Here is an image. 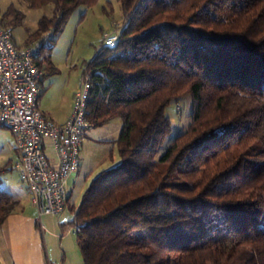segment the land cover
Segmentation results:
<instances>
[{
	"label": "trees",
	"instance_id": "16d2710c",
	"mask_svg": "<svg viewBox=\"0 0 264 264\" xmlns=\"http://www.w3.org/2000/svg\"><path fill=\"white\" fill-rule=\"evenodd\" d=\"M27 1L53 5L18 45L50 32L36 59L50 68L69 16L97 0ZM118 1L120 37L83 78L90 126L122 121L120 164L69 199L83 264H264V0ZM24 19L11 4L0 24ZM186 93L191 122L158 157ZM17 205L0 188V226Z\"/></svg>",
	"mask_w": 264,
	"mask_h": 264
},
{
	"label": "rangeland",
	"instance_id": "374dc122",
	"mask_svg": "<svg viewBox=\"0 0 264 264\" xmlns=\"http://www.w3.org/2000/svg\"><path fill=\"white\" fill-rule=\"evenodd\" d=\"M11 4L25 14L22 25L14 29V36L19 45H23L28 35L37 28L41 16L51 15L53 12L52 4L32 8L27 0H0V16ZM115 25L120 28L124 25V14L118 0H97L92 6L80 5L69 16L50 51L52 63L50 68L45 64L42 66L45 91L40 101L43 106L55 109L59 112V116H64L66 107L69 105V97L73 90L77 91L80 87L88 62L103 43L104 33L111 31ZM52 67H55L57 72H53ZM167 114L173 122V128L159 150L158 157L166 152L178 134L188 128L192 118L191 94L186 93L179 101L171 102L167 108ZM56 120H59L58 117ZM121 125V119L116 118L103 126L87 128L81 147L80 168L72 173L68 180V186L72 189L70 204L78 206L92 179L102 170L120 164L121 157L115 141L119 136ZM12 161L13 166L9 168ZM17 161L18 154L15 149L13 131L1 125L0 188L10 191L17 199L18 205L27 204L28 207L36 209L37 206L35 207L32 203V193L22 181L15 165ZM43 218L45 222H48L45 232L50 238L52 263L83 264L74 226L69 225L73 220L72 211L67 207L60 215H46ZM60 222L66 224L64 231L60 227ZM63 246L66 247V251Z\"/></svg>",
	"mask_w": 264,
	"mask_h": 264
},
{
	"label": "built area",
	"instance_id": "2783aa9c",
	"mask_svg": "<svg viewBox=\"0 0 264 264\" xmlns=\"http://www.w3.org/2000/svg\"><path fill=\"white\" fill-rule=\"evenodd\" d=\"M50 35L49 32L41 40L19 47L14 29L0 24V126L13 131L18 154L15 165L39 214L57 216L68 207V180L80 167L81 147L90 127L86 119L90 84L82 81L64 123L41 110L39 80L43 70L36 59ZM119 37L120 27L115 25L104 33L103 43L115 46Z\"/></svg>",
	"mask_w": 264,
	"mask_h": 264
},
{
	"label": "crops",
	"instance_id": "0c3cea01",
	"mask_svg": "<svg viewBox=\"0 0 264 264\" xmlns=\"http://www.w3.org/2000/svg\"><path fill=\"white\" fill-rule=\"evenodd\" d=\"M40 86L43 90L42 80ZM75 93L76 90H73L69 97V105L62 117L55 109L43 106L40 100L39 106L48 117L58 123H64L72 111ZM56 117L59 120H56ZM121 127L122 125L120 129ZM70 190L72 195V189L70 188ZM32 203L35 205L33 200ZM37 213L39 218L36 216ZM43 216L46 215H40L37 207L33 209L28 207L27 204L17 205L16 210L7 216L5 222L0 226V264H53L51 261L50 238L48 233L45 232L48 222L44 221ZM65 225L64 222H60L62 231H64ZM63 247L66 251V247Z\"/></svg>",
	"mask_w": 264,
	"mask_h": 264
}]
</instances>
